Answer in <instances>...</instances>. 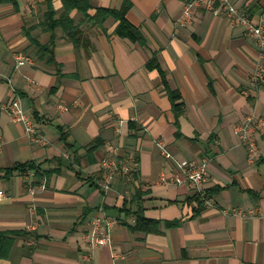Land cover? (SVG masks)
<instances>
[{
    "label": "crops",
    "instance_id": "obj_1",
    "mask_svg": "<svg viewBox=\"0 0 264 264\" xmlns=\"http://www.w3.org/2000/svg\"><path fill=\"white\" fill-rule=\"evenodd\" d=\"M81 1L72 38L45 24L64 0H0V234L12 239L0 264H264V133L249 162L236 131L264 115V49L204 7L181 25L188 0ZM232 2L254 22L264 13V0ZM124 6L139 40L113 15L96 19ZM52 41L41 54L36 43ZM18 53L33 62L16 70ZM16 97L43 143L11 118ZM159 142L176 161L209 162L201 212L194 187L161 183L171 169ZM131 157L137 168L103 192L102 161ZM97 216L116 224L92 247Z\"/></svg>",
    "mask_w": 264,
    "mask_h": 264
},
{
    "label": "built area",
    "instance_id": "obj_2",
    "mask_svg": "<svg viewBox=\"0 0 264 264\" xmlns=\"http://www.w3.org/2000/svg\"><path fill=\"white\" fill-rule=\"evenodd\" d=\"M204 7L211 10L216 16H225L235 23L244 26L246 35L255 40L259 48L264 49V13L260 16L259 22H254L238 6L233 4L232 0H188L183 7L179 23L183 26L189 25L193 20V14L196 8ZM33 62L30 56L24 53L15 55V69L31 64ZM261 68V66H260ZM262 76V72H258ZM256 76V74H255ZM258 78V77H257ZM7 110L11 118L21 123L31 142L41 144L45 141L42 134L38 131L35 119L27 114L22 106L21 100L16 97L8 105ZM59 110H67L65 106H60ZM237 134L240 138V144L245 146L248 151V160L253 162L259 150L256 144L254 133L256 131L264 133V115L249 114L244 121L237 126ZM162 156L169 162L170 172H164L160 176L163 184H174L177 186L188 185L195 188L197 193H203V185L208 179L209 162L207 160H182L176 161L168 153L163 142L158 143ZM138 164L134 158H130L127 163L105 159L102 161L103 177L99 181V188L103 192H108L112 188V182L118 175L129 176L137 168ZM3 194L0 191V196ZM206 204H210L207 199ZM116 224V220L108 217H95L91 222V234L89 242L92 247L106 246L111 241L109 230ZM108 230V231H107Z\"/></svg>",
    "mask_w": 264,
    "mask_h": 264
},
{
    "label": "trees",
    "instance_id": "obj_3",
    "mask_svg": "<svg viewBox=\"0 0 264 264\" xmlns=\"http://www.w3.org/2000/svg\"><path fill=\"white\" fill-rule=\"evenodd\" d=\"M65 1V13L64 15L59 18L58 20L55 19V13L50 10L49 13L46 16V21L45 24L47 26V30L48 31H54V29H56L57 27H62L64 29V31H68L70 36L72 38H74L75 36H77L79 34L78 32V28L75 26V24L73 23V21L70 19L69 17V13L73 10V9H81L83 10L85 13L87 11L88 8V4L81 1V0H64ZM129 6H124L121 10L119 11H113V10H98L97 12V18H106L109 15H113L115 16V18H117L120 21V24L117 28V33L121 36V37H129L131 39H141V34L140 32L133 27L126 19V12L128 10ZM34 43V41H33ZM39 51L42 53H45L47 55L52 54L53 53V47H54V41H52L50 44L42 46L38 43H36ZM171 98L173 100V102H175V100L178 98V95H173L171 94ZM210 198V195L207 192L204 193H196L194 194L193 198L191 199V201L194 202V204L196 205V212L195 213H199L203 210L204 205L206 203V200ZM141 222H148L145 218H143L141 220ZM138 228H141V226H138ZM3 242L4 245L0 244V260L2 258H6L8 257L11 247H12V239L7 238L5 234H0V243Z\"/></svg>",
    "mask_w": 264,
    "mask_h": 264
}]
</instances>
